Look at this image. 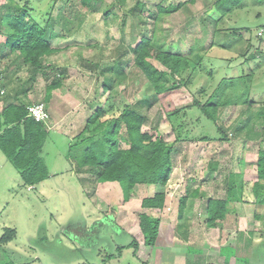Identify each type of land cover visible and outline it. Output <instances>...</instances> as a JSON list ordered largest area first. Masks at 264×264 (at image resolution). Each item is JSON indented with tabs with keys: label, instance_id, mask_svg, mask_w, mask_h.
<instances>
[{
	"label": "rangeland",
	"instance_id": "374dc122",
	"mask_svg": "<svg viewBox=\"0 0 264 264\" xmlns=\"http://www.w3.org/2000/svg\"><path fill=\"white\" fill-rule=\"evenodd\" d=\"M141 1L145 2L144 9L139 4ZM161 1L90 0L85 5L83 0H33L36 15L42 22L49 16L55 19L52 46L60 51L47 60L58 69H64L66 76L63 86L53 91L52 98L46 102L47 82L59 73L49 69L47 81L40 71L33 81L27 67L12 74L15 66L5 58L0 61V70H8V77L0 78V87L6 86L1 92L2 97H6L8 90L10 93L21 88L28 91L27 104L44 101L49 113L46 126L50 130L42 152L50 176L35 187L24 186L17 170L0 150V239L7 228L17 231V237L8 244L0 242V264H143L128 247L135 237L142 241L139 214L144 212L167 222L175 215H171L170 207L178 211L179 198L188 196L196 187L206 193L201 197V203L216 195L224 198L231 172L242 173L245 182H249L250 190L247 188L245 193L247 201L230 205V212L221 224L223 227L206 224L208 215L202 204L199 210L197 205L192 206L195 209L190 215L195 222V231L184 234L183 244L165 245L162 241L161 248L147 254L148 264H159L162 255V264H184L183 253L188 264H263L260 258L264 257V251L256 253L255 246L248 244L247 252V242L244 244L239 240V237L246 236L247 223L254 222L256 215L264 217V205L255 203L251 194L252 181L258 178L257 153L262 144L260 140H245V134L236 136L233 131V126L243 119L244 106H229L219 116L218 126L229 140H224L218 126L191 106L197 97L204 103L221 79L250 72L253 76L251 95L256 100L254 109L264 107V0H245V7L235 8L229 16L231 18L220 23V28L248 27L249 30L242 40L236 39L230 44V49L216 46L208 49L201 70L206 72L213 68L216 79L206 97L198 95L203 77L172 92L177 108H189L177 119L185 124L184 130L189 135L188 140L177 145L175 166L166 186L174 196L168 199L169 203H165L163 209L141 207L143 198L159 188L140 185L133 199L125 202L123 184L115 182L107 189L106 183H98L96 176L78 174L75 165L67 158L75 137L72 135L76 134L72 126L75 118L77 126L83 125L81 116L87 115L84 116L85 125L94 110L109 102L114 106L112 115L117 116L126 103H136L152 93L150 83L131 61V49L143 36H151L154 29L152 14ZM171 1L174 0H165L166 4ZM4 2L9 0H0V6ZM203 13L200 1L168 17V22L163 25L165 33H161L162 38L169 42L180 41L175 50L181 52H186L195 38L210 46L213 24H208L205 33L200 20ZM191 18L192 23L188 25ZM2 40L0 35V42ZM247 49L248 56L255 58L241 64L244 57L241 59L240 55ZM122 53L127 54L125 58L129 60L123 64L126 80L106 89L105 81L111 72L114 73L110 66ZM227 60L232 61L228 64ZM153 62L166 70L159 62ZM97 64L99 67H94ZM26 80L29 83H25ZM5 102L0 100V113ZM143 112L147 117L144 131L156 135L155 128L158 127L163 138L169 142L175 140L177 130L168 122L159 102L151 100ZM203 136L211 139L203 141ZM248 204H254V207ZM112 213L120 228L114 224ZM260 221H255L257 229L264 232ZM260 232L257 231L259 238L263 237ZM120 247H124L122 251H119ZM203 252L208 255L204 256ZM221 253L223 260L218 258Z\"/></svg>",
	"mask_w": 264,
	"mask_h": 264
},
{
	"label": "trees",
	"instance_id": "16d2710c",
	"mask_svg": "<svg viewBox=\"0 0 264 264\" xmlns=\"http://www.w3.org/2000/svg\"><path fill=\"white\" fill-rule=\"evenodd\" d=\"M88 1L90 0H83V3L86 5ZM200 1L204 10L200 20L202 19L204 24L205 33L208 32V24H213L210 46H206L204 40L195 38L186 52L177 51L175 48L179 47L180 41L169 42L162 38L161 33H165L163 25L168 22V17L186 10L188 6H195ZM244 3L245 0H174L166 4L165 0H162L156 5V11L152 14L154 29L151 36H143L131 49L133 55L131 61L138 73L150 83L152 93L136 103H126L117 116L112 115L114 106L111 102L103 108L94 110L85 126L74 137L67 152V158L75 165L78 174L96 176L98 183L120 182L123 184L125 202L133 199L140 185L159 188V191H150L143 198L141 207L149 210L165 207L166 186L175 166L179 148L177 145L188 140L189 135L184 130L185 124L177 120L181 113L187 112L189 108H177L171 97L172 92L184 86L188 87L199 77H203L205 79L198 95L206 97L208 89L216 79V72L213 68L206 72L202 71L201 64L204 63L209 48L216 46L230 49L232 47L230 44L237 41L236 39L242 40L244 34L248 32V27L220 28V23L231 18L229 16L235 8L245 7ZM139 4L144 9L145 2L141 1ZM0 8V35L3 37L0 42V61L5 58L15 66L12 74L27 67L33 81L40 71L47 81L49 69L59 73L47 82L45 100L49 102L53 91L63 86L66 76L64 69H58L47 60L60 51L52 46L55 19L49 16L42 22L36 15L33 0H9L1 4ZM191 23L192 18L188 25ZM256 37L260 38L258 35ZM248 52L249 49L240 55L241 59L244 57L241 64L255 58L248 56ZM126 55H120L110 66L114 73L111 72L112 75L105 81L106 89H112L118 82L126 80L123 66L124 62L129 61L125 58ZM153 60L159 62L166 70L159 68ZM231 61L227 60L228 64ZM1 71L4 70H0V78L2 76L7 78L8 70ZM252 78L250 72L225 77L217 83L204 103L197 97L191 107L199 110L216 126L223 109L233 105L245 107L243 119L233 126V131L236 136L245 134V140H260L262 144L257 153L258 180L252 185L251 193L255 203L264 205V107L254 109L256 100L251 95ZM25 83H29V80ZM3 89H6L5 85L0 87V100L6 101L0 113V150L17 170L24 186L35 187L50 176V170L42 156L50 130L46 123L37 122L29 116L28 91L18 88L8 93V90L6 97L3 98L1 95ZM151 100L160 103L168 122L177 130L174 141L169 142L163 138L158 127L155 128L156 135L143 130L147 119L143 109ZM217 130L224 135V140H229L221 127L218 126ZM210 139L208 136L201 138L203 141ZM247 185L242 173L231 172L227 182V198L224 200L208 198L205 202L208 215L206 223L211 227L221 226L230 212L231 204L247 201L245 196ZM187 199L188 197H183L180 200V218L184 214ZM107 215L110 216V213ZM112 218L115 220L114 224L119 227L115 214ZM139 226L142 241L135 237L128 247L133 249L134 256L142 260L143 264H148L147 254L150 252L151 255L155 248L161 246L162 241L166 243L165 245L168 243L172 245L175 236L181 237L184 223L174 226L160 217L143 212L139 214ZM185 231L187 232V227ZM16 235L15 229L7 228L0 242L8 244L17 237ZM123 248L120 247L119 251Z\"/></svg>",
	"mask_w": 264,
	"mask_h": 264
},
{
	"label": "crops",
	"instance_id": "0c3cea01",
	"mask_svg": "<svg viewBox=\"0 0 264 264\" xmlns=\"http://www.w3.org/2000/svg\"><path fill=\"white\" fill-rule=\"evenodd\" d=\"M84 116H87V115H85V114H83L82 116H81V118H82V120H83V125H79L78 124V126L76 125V121H77V119L75 118V120H74V123L72 124V126H73V128H74V131H73V133H76V134H73L72 135V137H74V136H76L81 130H82V128L85 126L84 125ZM75 127H76V129H75ZM79 127V128H78ZM78 128V129H77ZM76 131V132H75ZM19 174V173H18ZM20 176V175H19ZM191 180H193V178L191 179ZM229 180V179H228ZM245 181H246V179H244ZM258 180V178L256 179V180H254V181H252V185L256 182ZM228 182V181H227ZM113 183H115V182H107L105 185H107V186H105V188H107V189H110V186L111 185H113ZM248 183V185H249V182H247ZM227 184V183H226ZM251 185V184H250ZM168 187V186H167ZM166 187V193H167V201H166V205L169 203L168 202V199L169 200H171V197L172 196H174V194H173V192L171 191V190H169L168 188ZM247 188H248V186H247ZM34 189V188H33ZM248 190H250V188H248ZM252 194V193H251ZM204 195H206V193L205 192H203V191H201V188L200 187H196V188H194V190L191 192V193H189V195L188 196H185V197H188V199H187V202H186V204H185V208H184V214H183V216L180 218L179 217V208H180V200H181V198H183V197H181V198H179V204H178V211H177V209L176 208H171L170 207V209H171V211H170V213H171V215L172 214H175V215H172L173 216V218L172 219H165V220H167V222L168 223H170V224H172V225H174V226H176V225H178V224H180V223H184V228L182 229V231H181V237H177V236H175L174 238H173V241H172V245L174 244V246L176 245V244H178V243H182L183 242V240H182V238H184L183 236H184V234H186V233H190V234H192L191 232H193V231H195V226L193 225V224H195V222L193 221V218L191 217V215H190V213H192L193 211H194V209H195V207H192V206H195V205H197V209L199 210V208H201V204H202V206L203 207H206V205H205V202L204 203H201V202H203L202 200H201V197H204ZM253 196V195H252ZM212 198H214V199H222V200H224V199H226L227 198V194H226V197H220V196H218V195H216V197H212ZM168 202V203H167ZM254 205V204H253ZM252 204H248V206L249 207H254ZM206 210V209H205ZM261 220L260 222H261V225L264 227V217H263V215L261 216V215H256L255 217H254V222H249V224L247 223V227L244 229V230H246V236H245V238H241L240 239V237H239V240L240 241H244V244H245V246H247V252H248V248H249V245L248 244H250V247H253V246H255V251H256V253L257 252H263L264 251V240L262 241V239H264V232H260V230H258L257 229V227H258V224H257V222H255L256 220ZM247 222V221H246ZM207 224V223H206ZM185 227H187V232L185 231ZM221 227H223V225L221 226ZM221 227H219V230L221 229ZM241 228H243V227H241ZM240 230H243V229H240ZM257 231H259L262 235H263V237H257ZM240 232V231H239ZM243 233H241V236H243L242 235ZM239 235V234H238ZM237 235V236H238ZM225 240V239H224ZM226 240H228V238H226ZM246 241V242H245ZM183 244V243H182ZM226 244V243H225ZM225 244H223V245H221V246H224ZM241 244H243V243H241ZM202 249V248H201ZM221 247H220V251H221ZM189 251H191V249H189ZM219 251V252H220ZM203 253H205V252H203ZM176 255V254H175ZM198 255V254H197ZM208 254H204V256H207ZM199 256V255H198ZM201 256H199V259H201L200 258ZM181 258H182V261L184 262V264H188V261L186 260V258H185V255H184V253H183V255L181 256ZM218 258H222V260H223V257H222V253L221 254H219L218 255ZM163 259H164V255H162V256H160V259H158V261H159V264H162L163 263ZM173 259H177V256H176V258H175V256H173ZM261 260L263 259V264H264V257H261L260 258ZM218 260V259H217ZM192 262H196V261H191V263ZM196 264H198V262H196Z\"/></svg>",
	"mask_w": 264,
	"mask_h": 264
},
{
	"label": "built area",
	"instance_id": "2783aa9c",
	"mask_svg": "<svg viewBox=\"0 0 264 264\" xmlns=\"http://www.w3.org/2000/svg\"><path fill=\"white\" fill-rule=\"evenodd\" d=\"M29 116H31L35 121L47 123L49 120V113L46 107V103L38 102L31 103L27 106Z\"/></svg>",
	"mask_w": 264,
	"mask_h": 264
}]
</instances>
